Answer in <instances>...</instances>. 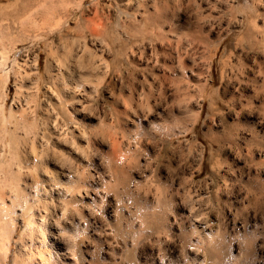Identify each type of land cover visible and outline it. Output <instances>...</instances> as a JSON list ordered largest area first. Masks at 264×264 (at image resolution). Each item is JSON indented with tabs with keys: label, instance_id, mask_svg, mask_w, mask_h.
<instances>
[{
	"label": "rangeland",
	"instance_id": "1",
	"mask_svg": "<svg viewBox=\"0 0 264 264\" xmlns=\"http://www.w3.org/2000/svg\"><path fill=\"white\" fill-rule=\"evenodd\" d=\"M42 1L45 3L47 0H0V32L3 29L0 33V45L7 46L11 50L9 52V59L16 58L21 62H23V59L28 60V63L27 61L25 62L27 67L25 66L26 69L24 68V70L27 71L25 72L27 74H25L26 79L23 81V84L25 85L21 90V94L25 95L30 89L29 87H31L30 92H36V98L34 99L35 102L32 105L33 107L31 106V108L27 110L28 113H26V115L28 116L25 117H28V122L32 120L31 122L35 123V125L39 128H37L39 132L37 136L43 139L42 136L44 135L46 138V141L45 138L43 141L39 138L36 142L38 145L34 143L35 147L32 144V139L27 138L26 140H20V143H18V149L21 157L23 156L25 158L24 159L22 157L23 160H25L29 166H32L31 157L33 155L31 152L34 153V150L36 152L37 150L39 151V146L41 145L40 143L43 144L45 142L48 146L43 144L40 150H48L46 153L49 155L45 154V161L43 159L48 169L51 168L50 170H55V163L61 162V160H64L65 158H68L75 166L76 162L72 161L74 158L70 150L57 146L52 134L48 130V124H51L55 118H57L60 125L64 121V125L62 127L65 126V128L61 127L62 129L70 128V126H74L75 124L79 130H86V135H89L88 137H90L88 140L91 146L89 147L90 150L88 149V154L91 153L89 158L91 157L90 159H92V166L90 168H86L88 172H86V169H81V166L78 170L80 171L81 169V171H84L88 180L91 178L90 175L93 174L95 179L101 180V187L98 186L96 189L99 197L96 196L95 203L93 202V205L90 204L91 206L89 207L90 209H93V212L96 215H98L97 218L105 225L104 227L109 226L113 229V231L111 232V237L107 235L105 238L106 235H104L102 231H100V233L96 232L98 236H94L93 234L92 236L90 235V238L85 237L82 245L80 246L81 250H79V254L83 259V264H153L156 259L161 258L164 254L166 257L169 256L168 259H171V264H185V262L187 264V260L185 259H193L192 264L195 262L196 264H199L200 262L204 264H264V66L261 67L264 65V0H228V3L227 0H63L64 6H66L65 9L70 10H68V13L67 10H65L66 16L62 19L63 23H60L62 26L57 28L53 26L51 28V26L47 23H45L46 26L39 23L40 20L44 23V20L40 18L42 16H40V11L37 12L36 8L39 6L38 3ZM53 1L57 5L60 4V0H52V2ZM127 1L129 2L128 4H126ZM188 1L191 2L189 3ZM230 2L231 4H229ZM67 4H69L68 7ZM32 6L33 8L35 7V9H29ZM40 6L39 8H41ZM135 7L136 9H134ZM23 8L25 10L27 9L28 12ZM215 8L217 9L216 11ZM197 9H199V12L195 11ZM29 13H32L33 15L35 14L34 16L36 18H34L32 14L29 16ZM149 14L154 16L152 17ZM209 14L213 15L210 16ZM32 17L33 19H31ZM196 17H200V19ZM23 18L27 20V23L25 24L27 28H25V26L24 28L22 27L25 22L23 24L18 22H22ZM145 19L146 21H144ZM28 25L31 28L28 27ZM47 26L51 29H47ZM210 26L215 29H211ZM93 27L96 28L98 35L95 33V29ZM257 27H259L260 30H258ZM203 28L205 34L203 32ZM138 29H143V32H138ZM207 29L210 31L212 30V32L208 30L210 35H208L206 31ZM219 29H222V32ZM91 31L95 34H93V32L91 33ZM134 33L137 35L135 36ZM247 33L251 34L250 38L247 37ZM177 34L178 36L180 35V37L176 36ZM205 35L207 37H205ZM199 36L200 38L198 39ZM170 37L194 41V49H192V47H188L189 49L186 47L185 51H180L182 44L184 45L185 41L183 42V40H178L182 41L179 42L181 43V46L178 43L179 46H176L178 50L176 49V52L174 49L171 50V52L174 51L175 54L177 52H180L178 54H181L182 52V57L186 64L188 63L187 60L189 61L191 56L192 58H199L197 59V62L203 59L200 63H203L205 67L207 65L204 61L207 62V64L209 63L210 68L206 67L209 71L205 70L206 68H203V64H198V67L201 66V68L204 69H202L204 72L200 70L203 73L200 74V80L202 82L194 80V83L192 82L194 85H190L188 88V91L190 90L189 92L193 98H185L187 95L184 96L182 91H179V93L176 94L174 90L175 83H177L178 86H182L184 84L181 83L183 81L177 80L179 83L175 81L180 78H178L179 76H176L177 71L174 60H170L162 51L164 46L168 49V44H171V42L173 43V45L171 44V47L173 46L172 48H174V45L177 44V40L174 39L173 41L172 39L171 41ZM169 39L170 41H168ZM9 40H11V44L13 40L15 41L13 43H16L15 46L13 44L14 47H12V49L10 48L12 45L8 43ZM163 40L169 43L166 44ZM255 40L258 41L256 42ZM161 42L163 46H161ZM205 42H209L208 45L207 43L205 44ZM66 43L67 45H65ZM103 43L104 45L102 46ZM79 44H85L86 49H89L88 51H93L92 53L95 52V54H97L92 60H94L98 66H102V68L100 67V74H94L90 77L80 79L82 78L80 75H82L85 71V67H73V60L77 59L75 58V54ZM142 44L145 48L148 46L155 47L156 49L160 47L162 48V50H158V56L160 57L158 58L157 56V66L154 65L155 70L150 67V65H153L152 60L154 61V58L146 67H144V65H139L141 62L137 60L139 57V50L140 53L143 52L144 46ZM198 45L200 47H204L206 50L204 48H200ZM67 46L69 47V50H67ZM249 46L252 48H249ZM184 47L185 45L182 50ZM80 48L84 47L80 46ZM200 49L202 52L199 51ZM60 50H62V52ZM189 50L192 51L191 54ZM67 51H69L68 53H71V56L67 53ZM186 52L187 55H184ZM131 53H135L134 57L136 58L132 59L133 55H131ZM61 54L64 55L61 56ZM175 54L173 55L172 52L173 56H175ZM195 54L201 55L199 57V55ZM33 56L37 57L36 64H38L40 77L38 78L37 83L38 90L36 87L37 85L34 84V82H36L34 80L35 75L32 77L31 75L33 73H30L32 72L30 71V68L32 70L34 67L33 64H31V62H34L32 60ZM64 56L67 57L66 61H68V64L63 60L65 59L63 58ZM58 57H62L63 61L61 62L63 67H60V71L67 72L68 70H72V67L74 69L72 70V75L71 73H66V76H64L65 78L67 77L66 81H69L68 86L73 88L77 83L76 81H78L77 79H79V82L77 83L78 85L81 83L85 85L83 87H77V89L74 87L73 89L75 90H73V94L72 91L62 94L64 91L60 89L61 86H58L59 80L55 79V81H53V79L51 80L46 74L48 66H51L53 61H55L54 59H57ZM206 57L207 59H205ZM164 58H168L169 60L165 59V61L167 60L165 62ZM82 59L83 57L77 61L80 62ZM86 59L87 57H85L84 60ZM160 61L164 63L162 64ZM170 61L173 63L171 64ZM79 64H81V66L84 65L82 63ZM165 64H167V67H164ZM64 66H66V68ZM241 67L243 68L242 72L240 71ZM168 68L170 69L168 70ZM245 68H247V71ZM258 69H261L262 71H259ZM104 71H106L107 74ZM257 71L263 72V74H258ZM207 72L208 74H206ZM163 73H166L167 76H164ZM204 74H206V78ZM154 75L155 78L156 76L157 78L160 76V84L157 78L155 79L156 81L154 80ZM174 75L176 76L175 79ZM201 75H203V77ZM10 78L11 79H9V82L7 83V93L4 97L5 112L8 118L13 111L12 108L15 109L18 106V103L21 102V100L18 102L17 99L14 98L16 94L15 85L17 88V81L14 83L13 79L15 78L13 75H10ZM88 78L92 79L90 80V83ZM151 78H153V82H151ZM247 79L250 80V82ZM29 80L33 84H30ZM171 80L173 81L171 82ZM196 81L201 83L202 88L198 87H201L199 83L198 85L195 84ZM251 81H256V83L253 82V84H250L252 83ZM150 82L155 87H153ZM166 82H170L171 85L169 86L170 83L168 84ZM240 82L241 84H239ZM245 83H248L249 85H245ZM89 84L91 86H89ZM147 84L151 86L152 89H149L150 91H153L152 95L157 96V98L155 97L156 99H153L154 97L151 98L152 95H149L150 97H148L151 99H148L149 101H145V98L148 97H145L146 95L144 93L149 91L147 90ZM25 86L28 88L27 91ZM137 86L138 89L136 88ZM156 86H161V88H156ZM254 86L255 89L258 88V91L254 90ZM35 88L36 90H33ZM55 88L57 90H55ZM130 89H132V91ZM161 89L163 90L160 91ZM50 90L53 95H51ZM253 90L255 91V94ZM154 91H156V93L157 91L161 92L163 96L158 95L159 92L157 94L154 93ZM184 91L186 92L185 89ZM199 92H201V95L199 94L201 99L196 98L199 96L196 93ZM250 92L251 94H249ZM83 93H85L84 95L87 97L84 102L86 107H83L85 108V112L83 111V113H88V115L89 113H92L90 120H83L82 115H75L74 109L77 108V110H80L81 108L78 106L80 103L75 101L72 102V99L69 98L71 94L73 97L76 95V97H78V95H82ZM253 94L254 97H252ZM66 95L68 97H66ZM137 95L140 99H137L139 98ZM130 98L131 100H128ZM172 98L174 101L170 100ZM169 101H171V103ZM192 101H198V104H200L199 102H202L199 112L196 110L198 108L193 107L192 109L189 107L188 113V108L185 109L182 106H179L182 104L184 106L186 103H192L191 105H193ZM137 103H140L143 107L140 104L137 105ZM145 103L147 104V107L149 105L151 108H147ZM49 106L53 107L54 112L51 111L52 109ZM124 106L129 109H125ZM137 106L139 107L137 108ZM32 108L33 111L31 110ZM44 108L50 112L48 113L49 115ZM86 109H88V111ZM190 109L196 111H190ZM124 111L130 113V118L122 115ZM132 111L133 113L135 112L138 117L135 114H132ZM185 112L191 115H188ZM192 112L195 114L193 115ZM55 113L58 115L54 116ZM116 114H118L121 118L118 123L114 122ZM156 114H158L157 117ZM48 120L49 122H44ZM34 121L38 123L36 124ZM110 122L111 125L113 124L112 127L110 125L111 128L109 127ZM14 123H16L15 117L8 119V131H10V129L13 131ZM81 124L85 126L82 127ZM186 128L188 130H186ZM45 129L46 131L48 130V132H46ZM111 129L113 130L111 131ZM17 130L19 132V135L17 134L18 137L24 139L22 137L25 133L22 131V128H18ZM66 131L67 130H65V132ZM29 136L33 138L31 135ZM50 138H52V140H50ZM52 143L53 145H51ZM70 143L71 141L67 144L70 145ZM111 144L112 146L114 145V148ZM69 145L68 147L71 146ZM52 148H55L54 151L56 154L53 152ZM51 151L53 153H51ZM57 152H59V154ZM50 154L51 156L53 154L56 156L53 155L55 157L53 158L52 156L51 158ZM61 154L64 155L65 158L63 156L61 157ZM106 160H109L108 163ZM93 161L95 163H93ZM105 164H108L109 166H106ZM96 171L100 174L96 173ZM23 173L26 175V180L24 179L25 175ZM23 173V176L21 174L23 177L22 179L29 182V172L23 171ZM32 175L35 177L39 176L35 173ZM100 175L103 177L100 178ZM109 176L110 178H108ZM126 180H128L129 183H125L124 181ZM133 183H136V185L138 184L137 187H140L138 188V197L140 196L138 200L141 201L139 203V201L135 198V200H131L129 197L128 199L132 202L134 200L138 206H136L135 203L132 204L130 200L129 202L131 204L127 203V196L129 194L127 193V196H125V192H121L124 184L132 185ZM178 193L180 194V197L178 196ZM186 193H188V195H186ZM189 193L193 195H190ZM205 193L206 195H204ZM182 194H184V196ZM194 195L205 196H203L202 202H204L200 206L201 209L198 204V206L195 205V208L196 210L203 212L202 219H207L209 222L213 221L211 222L213 224L215 223L213 227L215 231H218L219 233L217 232L216 234L214 231V235L216 234L214 238L216 240L213 238L214 242L212 243V246L210 245L207 248L205 246L203 247L206 252L202 248L200 251L199 247V249H197L199 250L198 255L193 256L194 254L190 251L188 252L187 250H185V254L183 253V250L181 255H178L173 253V251L170 252L168 248H173L179 240L187 237L183 234L188 233V229H182L185 228V225L183 224H186V211L181 210L179 206L184 204L188 207L189 203L186 202L188 200L187 196L195 197ZM153 196L154 199H152ZM185 196L187 200L184 201ZM158 198H160L159 201L161 204L159 202L157 205L155 202H158ZM181 200L183 201V204H181ZM204 204L207 205L205 208H203ZM152 206L155 207L153 208ZM173 218L175 222H178L179 220L181 222L179 221L180 224L179 222L172 223V227H174V229H172L174 231L170 228V232L168 233L169 236H166L168 230L164 233L166 235L163 234V237L161 236L163 241L166 240L163 244H161L163 247L162 250L160 244L155 241V235L151 232L161 225L164 226L165 224L166 226H169V224L173 221ZM177 224L179 227L181 225L183 226L180 228L182 231L175 230V225ZM184 230H186V232ZM19 231L20 230L18 229V231L13 234L14 240L18 239ZM182 232L183 234L180 235ZM101 233L102 235L100 236ZM187 235L190 236V234ZM108 237L111 240L108 239ZM106 242L109 243V248ZM215 242L217 243L216 245ZM15 248L16 245L15 242H13L12 252L9 256V264H13L12 257ZM113 248L115 250H113ZM158 249H160V252ZM206 249H208L209 252ZM111 250L112 254H110ZM213 251L216 252L213 253ZM202 255L205 256L203 257L206 260H203ZM200 258H202V260Z\"/></svg>",
	"mask_w": 264,
	"mask_h": 264
},
{
	"label": "bare ground",
	"instance_id": "2",
	"mask_svg": "<svg viewBox=\"0 0 264 264\" xmlns=\"http://www.w3.org/2000/svg\"><path fill=\"white\" fill-rule=\"evenodd\" d=\"M34 1H36V0H34ZM130 1V0H129ZM209 1V0H208ZM224 1V0H223ZM43 2V3H42ZM42 2H40V3H38V5L40 6L41 5V3H42V5L40 6L41 8H39V6L36 8V10H37V12L38 11H40L39 13L41 14L40 16H42V17H40L41 19H43L44 20V23L40 20V22L39 23H42V24H44L45 26H46V24L45 23H47L49 26H51V28H52V26L53 27H60V26H62L60 23L62 22L63 23V21H62V19H63V17L64 16H66V14H65V10H67V9H65L66 8V6H64V1L63 0H60V4H55L54 3V1L52 2V0H47L45 3H44V1H42ZM58 2V1H57ZM56 2V3H57ZM142 2V1H141ZM189 2V1H188ZM191 2V1H190ZM189 2V3H190ZM220 2V1H219ZM222 2V1H221ZM226 2V1H225ZM129 2L127 1V3L126 4H128ZM133 3V2H132ZM195 3V2H194ZM209 3V2H208ZM215 3V2H214ZM227 3H228V0H227ZM226 3V4H227ZM36 4V3H35ZM134 4H135V2H134ZM140 4V3H139ZM229 4H231V2L229 3ZM68 5L69 4H67V7H68ZM182 5V4H181ZM225 5V4H224ZM163 6V5H162ZM202 6V5H201ZM227 6V5H226ZM137 7H138V4H137ZM218 7V6H217ZM79 8V7H78ZM199 8V7H198ZM224 8V7H223ZM24 9V8H23ZM29 9H31V10H33V9H35V7L33 8V6L32 7H30ZM40 9V10H39ZM126 9V8H125ZM134 9H136V7L134 8ZM210 9V8H209ZM25 10V9H24ZM68 10H70V9H68ZM68 10H67V13H68ZM160 10H161V8H160ZM159 10V11H160ZM199 9H197V10H195V11H198ZM203 10V9H202ZM217 9L215 8V11H216ZM220 10V9H219ZM222 10V9H221ZM226 10V9H225ZM25 11H27L28 12V10L26 9ZM24 11V12H25ZM163 11V10H162ZM26 12V13H27ZM30 12V11H29ZM83 12V11H82ZM98 12V11H97ZM164 12V11H163ZM199 12V11H198ZM198 12H195V13H198ZM201 12V11H200ZM36 13V12H35ZM158 13H161V12H158ZM209 13V12H208ZM23 14V13H22ZM32 13H29L28 15L30 16ZM97 14V13H96ZM165 14V13H164ZM33 15V14H32ZM35 15V14H34ZM33 15V16H34ZM150 15V14H149ZM210 15V14H209ZM213 15V14H212ZM212 15H210V16H212ZM249 15V14H248ZM28 16V17H29ZM36 16H37V14H36ZM38 16H39V14H38ZM96 16V15H95ZM150 16H152V15H150ZM154 16V15H153ZM152 16V17H153ZM199 16V15H198ZM208 16V15H207ZM206 16V17H207ZM27 17V18H28ZM155 17H157V16H155ZM162 17V16H161ZM201 17V16H200ZM200 17H196V18H199L200 19ZM253 17H255V16H253ZM258 17V16H257ZM22 18V17H21ZM34 18H36L35 16H34ZM151 18V17H150ZM160 18V17H159ZM31 19H33V17L31 18ZM37 19V20H38ZM170 19V18H169ZM209 19H211V18H209ZM15 20V19H14ZM21 20V19H20ZM23 21L21 22V21H18V22H20V23H24L23 25H22V27L24 28V26H25V24L27 23L26 21L27 20H25L24 18L22 19ZM121 20H124V19H121ZM136 20V19H135ZM154 20V19H153ZM214 20H216V19H214ZM250 20H251V18H250ZM97 21V20H96ZM144 21H146V19L144 20ZM148 21V20H147ZM217 21V20H216ZM241 21V20H240ZM150 22V21H149ZM196 22V21H195ZM203 22V21H202ZM209 22V21H208ZM207 22V23H208ZM238 22V21H237ZM256 22V21H255ZM14 23V22H13ZM38 23V22H37ZM38 23V24H39ZM99 23V22H98ZM103 23V22H102ZM106 23V22H105ZM104 23V24H105ZM120 23H122V22H120ZM126 23V22H125ZM152 23V22H151ZM194 23V22H193ZM211 23V22H210ZM210 23H209V25H210ZM228 23V22H227ZM239 23V22H238ZM250 23V22H249ZM8 24V23H7ZM15 24V23H14ZM104 24H102V25H104ZM144 24H146V23H144ZM205 24V23H204ZM220 24V23H219ZM21 25V24H20ZM39 25H41V24H39ZM65 25V24H64ZM93 25V24H92ZM97 25V24H96ZM106 25V24H105ZM122 25V24H121ZM126 25V24H125ZM148 25V24H147ZM152 25V24H151ZM168 25V24H167ZM194 25V24H193ZM203 25V24H202ZM252 25V24H251ZM262 25V24H261ZM33 26V25H32ZM38 26V25H37ZM43 26V25H42ZM45 26H44V28H45ZM66 26H67V24H66ZM94 26H95V24H94ZM119 26V25H118ZM199 26H201V25H199ZM218 26H220V25H218ZM232 26V25H231ZM239 26V25H238ZM10 27V26H9ZM28 27H30L29 25H28ZM74 27V26H73ZM80 27V26H79ZM87 27V26H86ZM101 27V26H100ZM123 27V26H122ZM127 27V26H126ZM211 27V26H210ZM225 27V26H224ZM3 28V27H2ZM21 28V27H20ZM25 28H27L26 26H25ZM31 28V27H30ZM29 28V29H30ZM33 28V27H32ZM51 29L50 27H48L47 26V29ZM82 28V27H81ZM94 28V27H93ZM220 28V27H219ZM232 28V27H231ZM251 28V27H250ZM68 29V28H67ZM79 29V28H78ZM95 29V30H94ZM93 30L95 31V33L97 34L98 32H97V30H96V28H94ZM99 29V28H98ZM102 29H103V27H102ZM134 29V28H133ZM137 29V28H136ZM168 29H170V28H168ZM202 29V28H201ZM211 29H215L214 27L212 28L211 27ZM228 29V28H227ZM257 29L258 30H260L259 29V27H257ZM25 30V29H24ZM33 30V29H32ZM34 30H35V28H34ZM89 30V29H88ZM156 30V29H155ZM208 30L209 29H207L206 31H207V33H208ZM216 30H218V29H216ZM220 30V29H219ZM222 30V29H221ZM220 30V31H221ZM2 31H3V29H2ZM1 31V32H2ZM139 31H141V33L143 32V29L141 30V29H138V32ZM157 31V30H156ZM155 31V32H156ZM164 31V30H163ZM183 31V30H182ZM210 31V30H209ZM0 32V33H1ZM93 31H91V33H92ZM169 32V31H168ZM171 32V31H170ZM186 32H188V31H186ZM203 32H204V28H203ZM210 32H212V30L210 31ZM219 32V31H218ZM222 32V31H221ZM259 32V31H258ZM264 32V31H263ZM28 33V32H27ZM27 33H25V34H27ZM73 33V32H72ZM94 32H93V34H95ZM161 33V32H160ZM164 33V32H163ZM179 33V32H178ZM250 33H252V32H250ZM250 33H247V37L248 38H250L251 37V34ZM261 33V32H260ZM7 34V33H6ZM46 34V33H45ZM50 34V33H49ZM65 34V33H64ZM80 34V33H79ZM133 34V33H132ZM155 34V33H154ZM171 34V33H170ZM169 34V35H170ZM202 34V33H201ZM204 34H205V32H204ZM259 34V33H258ZM34 35V34H33ZM76 35V34H75ZM98 35V34H97ZM134 35H135V33H134ZM137 35V34H136ZM135 35V36H136ZM162 35V34H161ZM184 35H186V34H184ZM194 35H195V33H194ZM197 35V34H196ZM203 35V34H202ZM208 35H210L209 33H208ZM257 35V34H256ZM261 35V34H260ZM1 36V35H0ZM101 36V35H100ZM99 36V37H100ZM163 36V35H162ZM176 36H178V34L176 35ZM204 36V35H203ZM218 36H220V35H218ZM262 36V35H261ZM261 36H260V38H261ZM4 37V36H3ZM2 37V38H3ZM25 37H26V35H25ZM28 37V36H27ZM96 37V36H95ZM166 37V36H165ZM164 37V38H165ZM178 37H180V35L178 36ZM177 37V38H178ZM182 37V36H181ZM189 37V36H188ZM190 37H191V35H190ZM205 37H207L206 35H205ZM209 37V36H208ZM211 37V36H210ZM94 38V37H93ZM92 38V39H93ZM140 38V37H139ZM176 37H170V39H171V41H172V39H173V41H174V39H175ZM195 38V37H194ZM200 38V36L198 37V39ZM75 39V38H74ZM78 39V38H77ZM117 39V38H116ZM142 39V38H141ZM140 39V40H141ZM166 39V38H165ZM170 39L168 40V41H170ZM191 39H193V38H191ZM203 39V38H202ZM201 39V40H202ZM206 39V38H205ZM208 39V38H207ZM258 39V38H257ZM8 40V39H7ZM7 40H5V41H7ZM27 40H28V38H27ZM79 40V39H78ZM175 40H177V44L176 45H174V48H172L171 47V44L173 45V43L171 42V44H168L169 42H166L167 41V39H166V41L165 40H163V41H165L166 42V44H168L169 46H168V49H166L167 47H163V50H162V48L160 47V48H158V49H156L155 47H152V46H148L147 48H145V46H144V48H143V52H141L140 53V50H139V57H138V60L137 61H139V62H141V63H139V65L141 66H143L144 65V67H146V66H148V63L150 64L151 63V60L154 58V61L152 60V62H153V65H150V67H151V69L153 68H155V66H157L156 64V62H157V56H158V52L160 51V50H162L163 51V53H164V55L165 56H168V58L170 59V60H174V64H175V67H176V76H179L178 78H180V79H176L175 81L176 82H178L179 83V81H183V82H181L182 84H184V85H182V86H178V84L177 83H175V92H176V94L177 93H179V91H182L183 92V94H184V96L185 95H187V96H185V98H188V99H190L191 97H192V95L190 94V90L188 91V88L190 87V85H194V84H192V82L194 81V80H199L200 82H202L201 80H200V74H203L202 72H204V71H202V69L203 68H210L209 67V63L207 64V62H205L204 61V63H206V67H205V65L203 64V63H200L202 60H199L198 62H197V59H199V58H196V57H193L192 58V56L190 57V60L188 61L187 60V64L184 62V59H183V57H182V52L183 51H185V49H186V47L188 48H190V47H192V49H194L193 48V44H194V41L193 40H190V41H188L187 39L186 40H183L182 38H178V39H175ZM178 40H183V42H184V45H185V47H184V49L182 50V48H183V44H182V48H181V50H180V48H179V50L180 51H182L181 52V54H178V53H180V52H177L176 54H175V52H176V49H177V45L179 46V44H180V46H181V43H179V42H182V41H178ZM195 40H196V38H195ZM250 40V39H249ZM11 40H9V42L8 43H10L11 44V42H10ZM74 41V40H73ZM199 41V40H198ZM256 41V40H255ZM258 41V40H257ZM256 41V42H257ZM1 42V41H0ZM13 42H15L14 40H13ZM12 42V46H10V48L12 49V47H14L15 46V44ZM70 42V41H69ZM121 42V41H120ZM123 42V41H122ZM141 42H142V40H141ZM144 42V41H143ZM152 42V41H151ZM200 42V41H199ZM209 42H210V40H209ZM208 42V43H209ZM261 42H262V40H261ZM2 43H4V42H2ZM77 43V42H76ZM79 43V42H78ZM83 43V42H82ZM85 43V42H84ZM102 43V42H101ZM164 43V42H163ZM179 43V44H178ZM207 42H205V44H206ZM208 43H207V45H208ZM260 43V42H259ZM264 43V42H263ZM262 43V44H263ZM1 44V43H0ZM5 44L7 45V43L5 42ZM13 44H14V46H13ZM119 44H121V43H119ZM123 44V43H122ZM148 44V43H147ZM175 44V43H174ZM200 44H201V42H200ZM249 44V43H248ZM261 44V43H260ZM4 45V44H3ZM65 45H67V43L65 44ZM81 47H84V48H80V46ZM78 45V49H77V52H76V54H75V58H77V59H75V60H73V64H74V66L73 67H85L84 69H85V71L82 73V75H80V77H82V78H80V79H84L85 77H90V76H92V75H94V74H100L101 73V68H102V66L100 65V66H98V64H96L95 63V61L94 60H92L93 59V57H95L97 54H95V52L94 53H92L93 51H88L89 49L87 48L86 49V47H85V44H79ZM97 45V44H96ZM104 45V43L102 44V46ZM107 45V44H106ZM127 45V44H126ZM149 45H151V44H149ZM195 45V44H194ZM257 45V44H256ZM87 46V45H86ZM120 46V45H119ZM161 46H163L162 45V42H161ZM199 46V45H198ZM251 46H253V45H251ZM255 46V45H254ZM48 47V46H47ZM53 47V46H52ZM89 47V46H88ZM105 47V46H104ZM126 47V46H125ZM141 47V46H140ZM157 47V46H156ZM176 47V48H175ZM200 47V46H199ZM207 47V46H206ZM248 47V46H247ZM263 47V46H262ZM57 48V47H56ZM63 48V47H62ZM68 48V49H67ZM67 50H69V47L67 46ZM100 48V47H99ZM130 48V47H129ZM188 48V49H189ZM196 48V47H195ZM200 48H204V47H200ZM249 48H252V47H250L249 46ZM255 48H258V47H255ZM264 48V47H263ZM54 49V48H53ZM90 49H92V48H90ZM96 49V48H95ZM103 49V48H102ZM131 49V48H130ZM136 49H137V47H136ZM139 49V48H138ZM172 49H174V51H172L173 52V55L175 54V56H173L172 55V52H171V50ZM205 49V48H204ZM55 50V49H54ZM92 50H94V49H92ZM135 50V49H134ZM133 50V51H134ZM159 50V51H158ZM166 50V51H165ZM178 50V49H177ZM206 50V49H205ZM11 50L7 47V46H2V45H0V264H9L8 262H9V256H10V254H11V252H12V243L13 242H15V245H16V248H15V250H14V254H13V257H12V263L13 264H83V262H82V257H81V255L79 254V250H81V248H80V246L82 245V243H83V240L85 239V237L87 238V237H89L90 238V235L92 236L93 234H94V236H96L97 234H96V232H98V233H100V231H102V233L104 234V235H106L105 236V238L107 237V235H109V237H111L112 236V234H111V232L113 231V229H111L109 226H106V227H104L105 225L104 224H102L99 220H98V215H96L94 212H93V209H90V207L89 206H91L90 204H92L93 205V202L95 203V199H96V196L97 197H99V195H97V192H96V189L98 188V186L99 187H101L100 185H102L101 184V180L99 179H95L94 178V174L93 175H90V174H88V175H90L91 176V178L88 180L87 179V175H85L84 174V171H81V169H86V168H90L92 165H91V161H92V159H90L89 158V156H90V154H88L89 153V147L91 146L90 145V142H89V138L90 137H88L87 135H86V133H85V131H82V130H79V128H77L76 126H75V124H74V126L72 125V126H70V128H66V129H62V128H65V126L64 127H62L64 124V121H63V123L60 125L59 124V122H58V120H57V118H55V120L51 123V124H48V130L50 131V133L52 134V136H53V139L55 140V144H57V146H60V147H63L64 149L65 148H67V149H69L70 150V152H71V154L73 155V158H74V160H72L71 158V160L72 161H75L76 163H75V166L69 161V159L68 158H65V156L64 155H62L63 154V152H62V154H61V157L63 156L65 159L64 160H61V162H56L55 163V166H56V168H55V170H50V169H48V167H47V165L44 163V161H45V159H44V155L45 154H47L46 152L48 151L47 149H45V150H40L41 149V146L44 144V145H47V144H45V142L42 144V143H40V141H39V143L41 144L39 147H40V149H39V151L37 150V152L34 150V153H32L31 152V154L33 155L31 158H32V161H31V163H32V166H29V164H27V162H25V160H23V158L21 157V155H20V153H19V149H18V143H20L19 141L20 140H26L27 138H29V139H32V144L34 145V143H36L38 140H39V138L40 137H38L37 135H38V130H37V126L35 125V123H33V122H28L27 121V119H28V117L26 118L25 116H28V115H26V113H28L27 112V110H29L30 108H31V106L33 105V103L35 102L34 101V99L36 98L35 96V93L36 92H34V91H32V92H30V89H31V87H29L30 89L28 90V88L25 86V89H26V91L28 92H26V94L25 95H22L21 94V90H22V88L24 87V85L25 84H23V81L26 79V75L25 74H27V73H25V72H27L26 70H24V68H25V66L27 67V65H26V61H27V63H28V60H26V59H23V62H21V61H19V60H17L16 58H13V59H9V52H10ZM53 51V50H52ZM61 52H62V50H60ZM71 51V50H70ZM94 51H96V50H94ZM104 51V50H103ZM122 51V50H121ZM133 51H131V52H133ZM190 51V50H189ZM195 51H196V49H195ZM200 52H202L201 51V49L199 50ZM17 52V51H16ZM69 51H67V53H68ZM72 52H73V50H72ZM100 52H102V51H100ZM110 52V51H109ZM135 52V51H134ZM191 52L192 51H190V54H191ZM264 52V51H263ZM13 53V52H12ZM75 53V52H74ZM108 53V52H107ZM136 53V52H135ZM134 53V54H135ZM163 53H162V55H163ZM205 53H206V51H205ZM35 54V53H34ZM68 54H70V56H71V53H68ZM86 54V55H85ZM130 54V53H129ZM134 54H132L131 53V55H133V57H132V59H134V58H136V57H134L135 55ZM160 54V53H159ZM207 54V53H206ZM48 55H50V54H48ZM54 55V54H53ZM64 55V54H63ZM62 54H61V56H63ZM66 55V54H65ZM161 55V54H160ZM184 55H187V52L184 54ZM193 55V54H192ZM195 55H199V57H200V55L201 54H195ZM204 55V54H203ZM257 55H258V53H257ZM261 55H263V54H261ZM52 56V55H51ZM56 56V55H55ZM59 56V55H58ZM102 56V55H101ZM137 56V55H136ZM142 56V57H141ZM206 56V55H205ZM212 56H213V54H212ZM264 56V55H263ZM15 57V56H14ZM34 57V56H33ZM33 57H32V60L34 61L33 63L31 62V64H33V68H32V70H31V68H30V71H32V72H30V73H33L31 76L33 77V75H35L34 76V80L36 81V82H34V84H36L37 86V90H38V78H40L39 77V72H38V64H36V58L37 57H34V59H33ZM54 57V56H53ZM68 57H69V55H68ZM83 57V59L79 62V61H77L78 59H80V58H82ZM85 57H87V59L86 60H84L85 59ZM160 56H158V58H159ZM185 57V56H184ZM202 57H204V56H202ZM201 57V58H202ZM211 57V56H210ZM56 58V57H55ZM58 58H60V57H58ZM54 59L55 61H53V63L51 64V66H48V69H47V76L52 80L53 79V81H55V79H57V80H59V85L58 86H61L60 87V89L61 90H63L64 92L62 93V94H64L65 92L67 93L68 91H72V94H73V90H75V89H73L74 87L77 89V87H83V86H85L83 83H81V84H77L78 82H79V79H77L78 81H76L77 83H76V85H74V87L72 88V87H69L68 85V82L66 81V78L64 77V76H66V73H71V75L73 74V71L72 70H74L73 69V67H72V70H68L67 72H62V71H60V67L62 66L63 67V64L61 63V62H63L62 61V57L60 58V59ZM63 58H65V59H63L66 63L68 62V61H66L67 60V57H63ZM72 58V57H71ZM168 58H164V61H165V59H168ZM254 58V57H253ZM22 59V58H21ZM168 59V60H169ZM205 59H207V57L205 58ZM212 59V58H211ZM210 59V60H211ZM257 59V58H256ZM50 60V59H49ZM53 60V59H52ZM84 60V61H83ZM106 60V59H105ZM130 60V59H129ZM128 60V61H129ZM252 60V59H251ZM135 61V60H134ZM163 61V60H162ZM167 61V60H166ZM165 61V62H166ZM209 61V60H208ZM253 61H255V60H253ZM104 62V61H103ZM161 62V61H160ZM159 62V63H160ZM210 62V61H209ZM259 62V61H258ZM264 62V61H263ZM66 63H64V64H66ZM69 63H70V61H69ZM75 63H76V65H75ZM79 63H82V64H84L83 66H81V64H79ZM134 63V62H133ZM137 63V62H136ZM162 63V62H161ZM164 63V62H163ZM162 63V64H163ZM170 63L172 64L173 62H171L170 61ZM203 64L204 66H203V68H201V66L200 67H198V64ZM211 63V62H210ZM253 63V62H252ZM68 64V63H67ZM72 64V63H71ZM70 64V65H71ZM107 64V63H106ZM170 64V65H171ZM254 64V63H253ZM29 65V64H28ZM133 65V64H132ZM136 65V64H135ZM155 65V66H154ZM161 65V64H160ZM160 65H158V66H160ZM167 64H165L164 65V67L166 66ZM261 65V64H260ZM134 66V65H133ZM137 66H138V64H137ZM163 66V65H162ZM249 66V65H248ZM257 66V65H256ZM256 66H255V68H256ZM259 66V65H258ZM264 65H262L261 67H263ZM65 68H66V66H64ZM68 67V66H67ZM101 67V68H100ZM120 67V66H119ZM143 67V68H144ZM161 67V66H160ZM163 67V68H164ZM167 67V66H166ZM170 67V66H169ZM233 67V66H232ZM260 67V66H259ZM258 67V68H259ZM260 67V68H261ZM157 68V67H156ZM162 68V67H161ZM207 68L205 69V70H207ZM248 68V67H247ZM247 68H245V70L247 69ZM26 69V68H25ZM61 69H63V68H61ZM68 69V68H67ZM69 69H70V66H69ZM100 69V70H99ZM104 69V68H103ZM119 69V68H118ZM151 69H150V71H151ZM165 69V68H164ZM170 68H168V70H169ZM173 69H175V68H173ZM242 67H241V69H240V71L242 72ZM251 69V68H250ZM33 70H34V72H33ZM105 70V69H104ZM137 70V69H136ZM149 70V69H148ZM155 70V69H154ZM158 70V69H157ZM161 70V69H160ZM163 70V69H162ZM167 70V69H166ZM202 72H201V71ZM204 70V69H203ZM244 70V71H245ZM259 71L261 70V69H258ZM263 70H264V67H263ZM120 71V70H119ZM159 71V70H158ZM207 71H209V70H207ZM234 71H235V69H234ZM237 71H238V68H237ZM247 71V70H246ZM253 71H254V69H253ZM259 71H257L258 72V74H263V72H259ZM262 71V70H261ZM103 72V71H102ZM105 73H106V71H104ZM164 72V71H163ZM170 72V71H169ZM173 72H174V70H173ZM172 72V73H173ZM201 72V73H200ZM206 72V71H205ZM158 73H160V72H158ZM167 73V72H166ZM166 73L164 74L163 73V75L164 76H167L166 75ZM240 73V72H239ZM249 73V72H248ZM29 74V73H28ZM68 74V75H69ZM107 74V73H106ZM206 74H208V72L206 73ZM206 74H204V76L206 75ZM257 74V73H256ZM10 75H13L14 76V78L15 79H13L14 80V83H15V81H17V88H16V85H15V89H16V94H15V97L14 98H16L17 99V101L18 102H20V100H21V102L20 103H18V106L14 109V108H12V112H11V114H10V116H9V118H11V117H15V119H16V123H14V126H13V131H11V129H10V131L13 133H11L10 131H8V116H6V112H5V103H4V97L6 96V93H7V83L9 82V79H11L10 78ZM119 75V74H118ZM159 75H161V74H159ZM158 75V76H159ZM163 75H162V78H163V80H164V77H163ZM169 75V74H168ZM96 76V75H95ZM94 76V77H95ZM99 76V75H98ZM175 76V75H174ZM176 76L174 77V79L176 78ZM202 77H203V75H201ZM229 76V75H228ZM249 76V75H248ZM247 76V77H248ZM257 76V75H256ZM255 76V77H256ZM29 77V76H28ZM97 77V76H96ZM95 77V78H96ZM152 77H153V75H152ZM160 77V76H159ZM157 78V76H156V78L158 79V81H159V84L161 83L160 82V78ZM170 77V76H169ZM209 77V76H208ZM244 77H246V76H244ZM244 77H242V78H244ZM155 78V75H154V80L156 79ZM168 78V77H167ZM173 78V77H172ZM205 78H206V76H205ZM103 79V78H102ZM143 79V78H142ZM152 79L153 78H151V82H153L152 81ZM204 79V78H203ZM208 79V78H207ZM249 79V78H248ZM247 79V80H248ZM256 79L258 80V78L256 77ZM68 80V79H67ZM88 80H89V83H90V80H92L91 78L89 79L88 78ZM177 80H179V81H177ZM231 80H233V79H231ZM230 80V81H231ZM246 80V81H247ZM252 80V79H251ZM81 81V80H80ZM85 81H86V79H85ZM96 81V80H95ZM98 81V80H97ZM139 81V80H138ZM156 81V80H155ZM162 81V80H161ZM173 80H171V82H172ZM204 81V80H203ZM206 81V80H205ZM244 81V80H243ZM249 82H250V80H248ZM29 82H30V80H29ZM88 82V81H87ZM92 82V81H91ZM148 82V81H147ZM151 82H150V84H151ZM245 82V81H244ZM248 82V83H249ZM252 82V81H251ZM254 82V81H253ZM253 82L252 83H250V84H253ZM260 82V81H259ZM32 82H30V84H31ZM75 83V82H74ZM136 83V82H135ZM158 83V82H157ZM166 83H170V82H166ZM194 83V82H193ZM198 81H196V85H198ZM204 83V82H203ZM248 83H245V85L246 84H248ZM254 83H256V81L254 82ZM33 84V83H32ZM71 84V83H70ZM137 84V83H136ZM158 84V85H159ZM163 84H164V82H163ZM177 84V85H176ZM200 85H201V83H199ZM233 84V83H232ZM239 84H241V82L239 83ZM243 84V83H242ZM257 84H258V82H257ZM57 85V84H56ZM55 85V86H56ZM71 85H73V84H71ZM152 86H153V84H151ZM171 85V83L169 84V86ZM173 85V84H172ZM206 85V84H205ZM244 85V86H245ZM249 85V84H248ZM54 86V87H55ZM89 86H91L90 84H89ZM134 86V85H133ZM146 86H148V88H147V90H149L147 93H144L145 92V90H144V94L146 95L145 97H148L149 95H152V90L150 91V89H152L151 88V86H149V84H147ZM174 86V85H173ZM172 86V87H173ZM252 86V85H251ZM259 86V85H258ZM130 87V86H129ZM128 87V88H129ZM153 87H155V86H153ZM158 87H160L161 88V86H158ZM157 86H156V88H158ZM166 87V86H165ZM164 87V88H165ZM172 87H170V88H172ZM193 87V86H192ZM199 88H202V85H201V87L200 86H198ZM238 87V86H237ZM21 88V89H20ZM32 88H34V87H32ZM89 88V87H88ZM132 88V87H131ZM137 89H138V86L136 87ZM135 88V89H136ZM150 88V89H149ZM198 88V89H199ZM254 88V90H256V91H258L257 89L258 88H256L255 89V86L253 87ZM260 88V87H259ZM47 89V88H46ZM50 89V88H49ZM48 89V90H49ZM85 89V88H84ZM122 89V88H121ZM134 89V90H135ZM153 89H155V88H153ZM184 89L186 90V92L184 91ZM192 89V88H191ZM262 89H263V87H262ZM33 90H36V88L35 89H33ZM55 90H57L56 88H55ZM59 90V89H58ZM83 90V89H82ZM120 90V89H119ZM131 91H132V89H130ZM129 90V91H130ZM133 90V91H134ZM156 90H158V89H156ZM163 89H161L160 91H162ZM194 90H196V89H194ZM247 90V89H246ZM250 90V89H249ZM253 90V91H254ZM24 91V90H23ZM51 91V90H50ZM139 91H141V90H139ZM193 91V90H192ZM196 91H198V90H196ZM195 91V92H196ZM200 91V90H199ZM201 91H202V89H201ZM81 92V91H80ZM83 92V91H82ZM89 92V91H88ZM136 92V91H135ZM138 92V91H137ZM150 92V93H149ZM159 91H157V93H158ZM169 92H170V90H169ZM172 92V91H171ZM252 92V91H251ZM251 92L249 93V94H251ZM260 92V91H259ZM77 93V92H76ZM130 93V92H129ZM140 93V92H139ZM154 93H156V91H154ZM153 93V94H154ZM156 93V94H157ZM161 92H159L158 93V95H162V93L160 94ZM165 93H166V90H165ZM201 92H199V93H196V94H200ZM245 93V92H244ZM71 94V96L69 97V98H71L72 99V102H79L80 103V105H78V106H80V110H77V108H75L74 109V113H75V115L76 114H79V115H82V118H83V120H90L91 119V114L89 113V115H88V113L87 114H85V113H83V111L85 110V108H83L85 105V101H86V96L84 95L85 93H83L82 95H78V97H76L75 95V97H73V95ZM254 94H255V91H254ZM254 94H253V96L252 97H254ZM258 94V93H257ZM51 95H53V93H52V91H51ZM132 95V94H131ZM166 95V94H165ZM195 95V94H194ZM198 95H196V96H198ZM201 95V94H200ZM199 95V96H200ZM204 95V94H203ZM138 96V95H137ZM163 96V95H162ZM167 96V95H166ZM172 96H173V94H172ZM180 96V95H179ZM178 96V97H179ZM183 96V95H182ZM181 96V97H182ZM189 96V97H188ZM196 97V98H199V99H201V96L200 97ZM207 96V95H206ZM257 96V95H256ZM255 96V97H256ZM64 97V96H63ZM66 97H68L67 95H66ZM65 97V98H66ZM130 97V96H129ZM139 97V96H138ZM150 97V96H149ZM145 98V101H147L148 99H151V98H153V99H156L157 98V96H154V95H152V97L151 98ZM156 97V98H155ZM158 97H160V96H158ZM250 97H251V95H250ZM132 98V97H131ZM131 98L130 99H128V100H131ZM173 98H175V97H173ZM173 98L172 99H170V100H173ZM184 98V97H183ZM193 98V97H192ZM208 98V97H207ZM257 98H258V96H257ZM57 99V98H56ZM137 99H140V97L139 98H137ZM136 99V100H137ZM152 99V100H153ZM211 99V98H210ZM58 100V99H57ZM70 100V99H69ZM69 100H67V101H69ZM127 100V101H128ZM142 100H143V98H142ZM185 100V99H184ZM196 100H198V99H196ZM60 101V100H59ZM127 101H125V102H127ZM139 101V100H138ZM149 101V100H148ZM154 101V100H153ZM158 101H159V98H158ZM161 101V100H160ZM167 101V100H166ZM174 101V100H173ZM194 101V100H193ZM192 101V102H193ZM58 102V101H57ZM170 103H171V101H169ZM182 102V101H181ZM249 102V101H248ZM258 102V101H257ZM69 103H71V102H69ZM149 103V102H148ZM165 103V102H164ZM174 103V102H173ZM183 103V102H182ZM200 104H198V101H195V102H193V105H191L192 103H186L185 104V102H184V106H183V104L182 105H179L180 107L182 106L183 108H185V109H187L188 108V113H189V107L190 108H192L193 109V107L194 108H198V109H196V110H198V112L200 111V105H201V103L202 102H199ZM73 104V103H72ZM140 103H137V105H139ZM146 104V103H145ZM169 104V103H168ZM175 104V103H174ZM178 104V103H177ZM47 105V104H46ZM127 105V104H126ZM141 105V104H140ZM154 105V104H153ZM242 105V104H241ZM263 105V104H262ZM61 106V105H60ZM63 106V105H62ZM65 106V105H64ZM130 106V105H129ZM134 106V105H133ZM142 107H143V105H141ZM158 106V105H157ZM165 106V105H164ZM168 106V105H167ZM33 107V106H32ZM34 107H35V105H34ZM47 107V106H46ZM52 110L51 111H53L54 112V110H53V107H51V106H49ZM72 107V106H71ZM86 107V106H85ZM139 106H137V108H138ZM146 107H147V104H146ZM148 107H150L149 105H148ZM147 107V108H148ZM39 108V107H38ZM57 108V107H56ZM63 108V107H62ZM124 108H125V106H124ZM134 108V107H133ZM151 108V107H150ZM150 108H149V110H150ZM45 109V108H44ZM73 109V108H72ZM78 109H79V107H78ZM125 109H127V107L125 108ZM124 109V110H125ZM129 109V108H128ZM127 109V110H128ZM184 109V110H185ZM192 109H190V111H196V110H192ZM255 109V108H254ZM32 111H33V108L31 109ZM46 110V109H45ZM82 110V111H81ZM87 111H88V109H86ZM89 110H91V109H89ZM131 110V109H130ZM135 110V109H134ZM133 110V111H134ZM86 111V112H87ZM133 111L131 112L132 114H135L136 115V113L134 112L133 113ZM137 111V110H136ZM147 111V110H146ZM187 111V110H186ZM46 112H47V114L48 113H50L48 110H46ZM72 112V111H71ZM85 112V111H84ZM90 112V111H89ZM150 112V111H149ZM184 112V111H183ZM197 112V113H198ZM43 113H45V112H43ZM151 113V112H150ZM173 113V112H172ZM185 113H187V112H185ZM187 113V114H188ZM98 114V113H97ZM115 114V113H114ZM122 114V113H121ZM131 114V115H132ZM181 114V113H180ZM192 114L194 115L195 113H193L192 112ZM49 115V114H48ZM51 115V114H50ZM53 115V114H52ZM56 115H58L57 113H55L54 114V116H56ZM122 115H124V116H126V117H129L130 118V113L129 112H127V111H124L123 112V114ZM135 115H133V116H135ZM188 115H191V114H188ZM29 116H31V115H29ZM99 116V115H98ZM115 116V115H114ZM137 116V115H136ZM158 116V114H156V117ZM37 117V116H36ZM49 117V116H48ZM59 117V116H58ZM138 117V116H137ZM188 117V116H187ZM192 117V116H191ZM33 118V117H32ZM47 118V117H46ZM60 118V117H59ZM75 118V117H74ZM94 118V117H93ZM99 118V117H98ZM111 118V117H110ZM190 118V117H189ZM193 118V117H192ZM191 118V119H192ZM52 119V118H51ZM106 119V118H105ZM120 116L118 115V114H116V119H115V123H118V121H120ZM128 119V118H127ZM131 119H133V118H131ZM78 120H80V119H78ZM258 120V119H257ZM37 121V120H36ZM36 121H34V122H36ZM60 121H61V119H60ZM75 121H76V119H75ZM111 121V120H110ZM184 121V120H183ZM44 122H49V120L48 121H44ZM85 122V121H84ZM103 122V121H102ZM186 122V121H185ZM9 123H10V121H9ZM38 122H36V124H37ZM61 123V122H60ZM109 123V122H108ZM39 125V124H38ZM67 125V124H66ZM82 125V124H81ZM101 125H103V124H101ZM105 125V124H104ZM108 125V124H107ZM110 125H111V122H110V124H109V127H110ZM113 125V124H112ZM112 125H111V127H112ZM46 126V125H45ZM83 126H85V125H82V127ZM185 126V125H184ZM186 126H188V125H186ZM62 127V128H61ZM110 127V128H111ZM20 129V128H22V131L25 133L24 135H23V137L22 138H24V139H21L20 137H18V130L17 129ZM45 128H47V127H45ZM39 129V128H38ZM42 129V128H41ZM81 129V128H80ZM48 130L46 131V129H45V131L46 132H48ZM65 130H67L66 132H65ZM113 129H111V131H112ZM186 130H188L187 128H186ZM44 131V130H43ZM110 131V132H111ZM87 132V131H86ZM42 133V132H41ZM44 133V132H43ZM49 133V134H50ZM18 134V135H17ZM47 134V133H46ZM50 134V135H51ZM88 134V133H87ZM102 134V133H101ZM234 134V133H233ZM29 135H31L33 138H31ZM68 137H67V136ZM250 135V134H249ZM22 136V135H21ZM103 136V135H102ZM42 138L44 139L45 137H44V135L42 136ZM41 139V138H40ZM43 139H41L42 141H43ZM47 139H49V138H47ZM50 140H52V138H50ZM68 140H70L71 141V143H70V145L69 144H67L68 142H70V141H68ZM131 140V139H130ZM45 141H46V138H45ZM106 141V140H105ZM49 142V141H48ZM51 142V141H50ZM54 142V141H53ZM92 143V142H91ZM105 143V142H104ZM37 144V143H36ZM38 145V144H37ZM51 145H53V143L51 144ZM68 145L70 146V147H68ZM48 146V145H47ZM56 146V147H57ZM111 146H112V144H111ZM114 146V145H113ZM112 146V147H113ZM34 147H35V145H34ZM59 147V148H60ZM33 148V147H32ZM47 148H49V147H47ZM50 148H51V146H50ZM62 148V149H63ZM114 148V147H113ZM159 148V147H158ZM34 149V148H33ZM53 149V148H52ZM55 149V148H54ZM54 149H53V152L56 154V152L54 151ZM89 149V150H88ZM121 149V148H120ZM159 150V149H158ZM29 151H31V150H29ZM62 151V150H61ZM64 151V150H63ZM114 151V150H113ZM52 151H51V153H53ZM59 152H60V150H59ZM59 152H57L58 154H59ZM65 152V151H64ZM66 152H67V150H66ZM250 152V151H249ZM55 154H53V155H55ZM57 154V155H58ZM202 154V153H201ZM47 155H49V154H47ZM52 155V156H53ZM65 155H66V153H65ZM50 156H51V154H50ZM52 156H51V158H52ZM56 156V155H55ZM55 156H53V158L55 157ZM47 157V156H46ZM70 157V156H69ZM57 158V157H56ZM56 158H55V160H56ZM25 159V158H24ZM28 159V158H27ZM43 159H44V161H43ZM47 159H48V157H47ZM58 159H61V158H58ZM57 161V160H56ZM69 161V162H68ZM104 161V160H103ZM107 161V160H106ZM109 161V160H108ZM108 161H107V163H108ZM54 162V161H53ZM30 163V164H31ZM78 163V164H77ZM93 163H95L94 161H93ZM53 164V163H52ZM101 164H103V163H101ZM126 164V163H125ZM134 164V163H133ZM97 165V164H96ZM100 165V164H99ZM106 166H109L108 164H105ZM111 165V164H110ZM118 165V164H117ZM127 165V164H126ZM134 165H136V164H134ZM80 166L82 167L81 169H80V171L78 170L79 168H80ZM102 166V165H101ZM100 166V167H101ZM129 166V165H128ZM31 167V168H30ZM95 167V166H94ZM121 167V166H120ZM133 167V166H132ZM135 167V166H134ZM96 168V167H95ZM109 168V167H108ZM137 168H138V166H137ZM105 169V168H104ZM133 169V168H132ZM139 169V168H138ZM87 170V169H86ZM23 171H26V172H29L28 173V177L30 178V181L28 182V181H25L26 180V175L23 173ZM90 171V170H89ZM104 171V170H103ZM86 172H88V170L86 171ZM94 172V171H93ZM107 172H109V171H107ZM139 172V171H138ZM25 175L24 176V179H22L23 177V174ZM38 174L39 176L38 177H35V176H33L32 174ZM96 173H98V171H96ZM21 174H22V176H21ZM98 174H100V173H98ZM97 174V175H98ZM111 174V173H110ZM109 174V175H110ZM138 174V173H137ZM142 175V174H141ZM101 177L100 178H102L103 176L102 175H100ZM116 177V176H115ZM88 178H89V176H88ZM108 178H110V176L108 177ZM104 182V181H103ZM108 182V181H107ZM115 182V181H114ZM125 183H127L128 182V180H126V181H124ZM131 182V181H130ZM106 183V182H105ZM116 183V182H115ZM129 183V182H128ZM190 183V182H189ZM110 184V183H109ZM116 185V184H115ZM121 185V184H120ZM113 186V185H112ZM138 186V184L136 185V183L134 184H124L123 185V188H122V191L121 192H125V196H127V193L130 195H128L127 196V203H130L129 202V200L131 199H136V200H138L139 199V197H138V188H140V187H137ZM189 189V188H188ZM191 189V188H190ZM177 191V190H176ZM189 191V190H188ZM149 192H150V190H149ZM182 192L184 193V191L182 190ZM192 192V191H191ZM207 192V191H206ZM154 193V192H153ZM181 193V192H180ZM193 193V192H192ZM195 193V192H194ZM140 194V193H139ZM190 194V193H189ZM203 194V193H202ZM159 195V194H158ZM180 194L178 193V196H179ZM183 196H184V194H182ZM186 195H188V193H186ZM190 195H193V194H190ZM204 195H206V193L204 194ZM204 195H194L195 197H193V196H187L188 197V200L186 199V196L184 197L185 199H184V201L185 200H187L186 202H188L189 203V208L186 206V205H184L183 204V201H182V203L181 204H183V205H180L179 206V208L181 209V210H185L186 211V218L187 219H185V221H183V222H185L186 224H183V225H185V228H182V229H188L187 231H188V233H186V234H183V232L182 233H180V235L181 234H183L184 236L186 235L187 237L184 239L183 237V239H181V238H179V239H181V240H177L178 241V243L177 244H175L174 246H173V248L172 247H169L168 249L170 250V252L171 251H173V253H176V254H178V255H181V253H182V251L184 250V254L186 253L185 252V250H187L188 252L190 251V252H192L194 255L193 256H195V255H198V253H199V250L201 251V248L204 250L205 248H203L204 246L207 248V247H209L210 245L212 246V243L214 242V240H216L214 237L216 236V234H217V232L215 231V229H214V224L213 223H211V222H213V221H211V222H209L207 219H202L203 217H202V211L200 212V211H198V210H196V206L195 205H199V207L202 205V203L204 202H202V200H203V196ZM122 197V196H121ZM128 197L130 198V199H128ZM173 197V196H172ZM180 197V196H179ZM205 197V196H204ZM207 197V196H206ZM161 198V197H160ZM160 198H158V202H155L157 205H158V203L160 202L159 201V199ZM208 198V197H207ZM100 199H102V198H100ZM134 199V200H135ZM141 199V198H140ZM152 199H154V196H153V198ZM130 200V201H131ZM134 200H133V202H132V204L133 203H135L136 204V206H138V204L136 203V202H134ZM147 200V199H146ZM162 200V199H161ZM205 200V199H204ZM139 201V200H138ZM141 201V200H140ZM140 201H139V203H140ZM155 201V200H154ZM122 202H123V200H122ZM205 202H206V200H205ZM124 203V202H123ZM164 203V202H163ZM131 204V203H130ZM130 204H128V205H130ZM155 204V205H156ZM160 204H161V202H160ZM96 205V204H95ZM142 205V204H141ZM140 205V206H141ZM197 205V206H198ZM207 205H205L204 204V207L203 208H205ZM131 207V206H130ZM151 207V206H150ZM153 207V206H152ZM155 207V206H154ZM153 207V208H154ZM164 207V206H163ZM171 207V206H170ZM137 208V207H136ZM141 208V207H140ZM195 208V209H194ZM209 208V207H208ZM167 209V208H166ZM198 209V208H197ZM200 209H201V207H200ZM130 210V209H129ZM138 210V209H137ZM154 210H156V209H154ZM97 211V210H96ZM184 211V212H185ZM210 212V211H209ZM169 213V212H168ZM97 214H98V212H97ZM205 214V213H204ZM203 214V215H204ZM142 215V214H141ZM206 216V215H205ZM207 218V217H206ZM178 219V218H177ZM102 221V220H101ZM167 221V220H166ZM175 221H176V217H175ZM174 221V218H173V221L171 222V224H169V226H166L165 224H164V226L163 225H161V226H159V227H157V228H155L151 233L152 234H154L155 235V241H157L159 244H160V246H161V244H163V242H165L166 240H162L161 239V236L168 230V232H167V235L166 234H164V235H166V236H169L168 235V233L170 232V228L172 229H174V227H172V223H178V222H175ZM216 221V220H215ZM181 222V221H180ZM180 222H179V224H180ZM182 222V223H183ZM167 224V223H166ZM219 225V224H218ZM182 226V225H181ZM181 226L179 227L178 226V224L177 225H175V230H177V231H182V229H180L181 228ZM183 227V226H182ZM216 227V226H215ZM118 228V227H117ZM18 229L20 230L19 231V235H18V239H16V240H14V238H13V234L14 233H16L17 231H18ZM119 229V228H118ZM172 229V231H174ZM116 231H117V229H116ZM185 232H186V230H184ZM214 231L216 232V234L214 235ZM102 233L100 234V236L102 235ZM115 233V232H114ZM219 233V232H218ZM179 234V233H178ZM187 234H190V236H188ZM195 236H194V235ZM111 235V236H110ZM172 235V234H171ZM174 235V234H173ZM214 235V236H213ZM98 236V235H97ZM108 237V239H110ZM114 237V236H113ZM112 237V238H113ZM163 237V236H162ZM171 237V236H170ZM115 238H117V237H115ZM153 238V237H152ZM213 238H214V240H213ZM114 239V238H113ZM178 239V238H177ZM111 240V239H110ZM109 240V241H110ZM99 241V240H98ZM170 241V240H169ZM149 242V241H148ZM218 242V241H217ZM107 243V242H106ZM108 244V248H109V243H107ZM113 244V243H112ZM114 244H115V242H114ZM217 243L215 242V245H216ZM185 245H187V246H185ZM199 247H200V249H199ZM215 247V246H214ZM112 248V247H111ZM165 248V247H164ZM187 248V249H186ZM196 248V249H195ZM217 248V247H216ZM161 249L163 250V247L161 246ZM197 249H199V250H197ZM110 250V249H109ZM113 250H115L114 248H113ZM198 252H197V251ZM202 250V251H203ZM207 251H208V249H206ZM218 250V249H217ZM158 251L160 252V249H158ZM205 251V250H204ZM210 251H212V250H210ZM206 252V251H205ZM209 252V251H208ZM216 252V251H215ZM214 251H213V253H215ZM106 253V252H105ZM108 253V252H107ZM180 253V254H179ZM203 253V252H202ZM110 254H112V250H111V253ZM15 255V256H14ZM100 255V254H99ZM183 255V254H182ZM187 255V254H186ZM201 255V254H200ZM206 255V254H205ZM209 255V254H208ZM214 255V254H213ZM204 255H202V258H203V260H206V259H204V257H203ZM216 256H218V255H216ZM169 257V256H168ZM168 257H166L165 256V254H164V256H162L161 258H158V259H156L154 262H153V264H171V259L169 258L168 259ZM183 257V256H182ZM186 257V256H185ZM197 257V256H196ZM201 257V256H200ZM198 258V257H197ZM202 258H200L201 260H202ZM220 259V258H219ZM185 260H187V264H192V261H193V259L191 260H188V259H185ZM217 260V259H216ZM219 261V260H218ZM200 262V261H199ZM198 262V263H199ZM85 264V263H84ZM185 264H186V262H185ZM193 264H196V262L195 263H193ZM199 264H204V263H202V262H200ZM207 264V263H206Z\"/></svg>",
	"mask_w": 264,
	"mask_h": 264
}]
</instances>
